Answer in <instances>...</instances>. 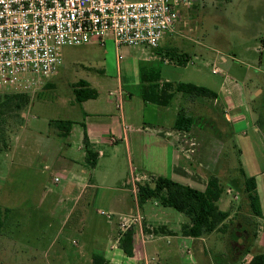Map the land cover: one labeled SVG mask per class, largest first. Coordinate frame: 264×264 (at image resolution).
Returning a JSON list of instances; mask_svg holds the SVG:
<instances>
[{"label": "crops", "instance_id": "obj_1", "mask_svg": "<svg viewBox=\"0 0 264 264\" xmlns=\"http://www.w3.org/2000/svg\"><path fill=\"white\" fill-rule=\"evenodd\" d=\"M261 2L257 6L256 17L264 23V0ZM197 3L194 6L198 5ZM187 9L182 10V13ZM253 49L264 53L262 45H257ZM206 51L204 52L206 54L201 53L200 56L209 58L213 62L227 60L226 55L214 48ZM153 70H159L160 82L171 81L169 78H162L159 68H153L152 72ZM87 81L100 93L97 98L79 103L81 120L71 118L76 124L71 129L70 135L77 137L75 143L71 142V154L63 155L62 149L66 148L63 145L62 149L60 147L56 149V153L47 152L46 155V158L54 157L57 170L66 173L62 190L52 193L48 191L52 202L46 212L51 220L44 229H38L39 236L44 234L47 236L54 227L52 244L48 248L50 250L55 247L53 249L55 251L51 255L48 254L50 256L48 264H81L82 261L85 264H92V254L97 251L102 252L110 261L119 264H245L254 254L264 253V192L261 191V187L264 191V169L260 167L253 141L245 137L244 133L245 136L236 134L232 127L245 123L246 126L254 127L256 133L261 132L250 107L249 95L252 91L243 87L239 101L238 99L235 101L231 93L216 91L218 96L212 101L222 104L221 108H224L223 114L217 116L212 108L203 105L201 101L204 98L191 100L181 93L175 95L169 106L145 103L140 96V86L136 81L135 87H137H133L132 91L128 89L130 84L119 82L117 90L122 89V105L119 108L111 96L102 97L101 87H98L94 81L91 79ZM259 92L262 91L259 90L255 94ZM255 94L251 95V99ZM178 97L182 98L180 102L177 101ZM180 109L185 110L194 119L189 131H180L174 127ZM146 110L149 111L148 116L145 115ZM205 117L212 118L216 122L220 117L224 137L218 135V132L217 135L209 133L210 129L200 126L201 121L199 122L198 119L204 120ZM80 122L85 125L91 148L98 154L94 166L86 161V152L83 148L85 129L79 124ZM75 125H80L81 128L78 130ZM237 135L241 138L239 142L235 138ZM228 139L234 140L235 148L240 152L241 167L248 176L256 179L263 212L262 217L254 218L261 226L258 237L250 253L240 261H236L237 249L234 247L233 252L227 241L228 233L213 231L201 237L184 236L181 230L183 224L188 222L186 216L183 218L174 215L165 209L170 207H164L156 200H149L140 205L136 189L138 181H145L151 176H164L198 190H205L211 174L222 177L224 168L220 166L219 161ZM73 144L77 145L78 153L74 151ZM68 145L67 142L66 146ZM118 165L122 166L121 172ZM229 189L231 192L228 191ZM101 201L107 203L108 212L115 213L106 222L115 225L111 237L102 235L109 233L106 229L102 230L106 224L101 226L86 222L88 206ZM149 202L163 208L158 210L148 206ZM218 205L222 210L230 211V218L249 211L246 194L229 186ZM132 211L140 213L147 231L142 230L141 234H138L139 225H134L136 229L134 254L127 256L119 245L117 224L120 215ZM70 217L74 219L66 226ZM69 231H78L84 238L76 243L79 244L78 247L72 249L75 260L72 257L70 259L66 254H60V250L65 247L61 245L63 244L61 236ZM26 252L29 253L28 249ZM34 255L35 252L32 251L24 258L29 256L31 259Z\"/></svg>", "mask_w": 264, "mask_h": 264}, {"label": "rangeland", "instance_id": "obj_2", "mask_svg": "<svg viewBox=\"0 0 264 264\" xmlns=\"http://www.w3.org/2000/svg\"><path fill=\"white\" fill-rule=\"evenodd\" d=\"M261 1L263 0H200L198 5L181 12L175 31L167 34L164 43L158 48L144 45L118 46L111 37L107 38L104 45L94 43L66 46L62 50L64 65L40 90L30 94L29 102L24 108L14 111L10 106L0 107V111H3L2 128L9 145L0 152V207L12 208L0 232V264H48V254L55 251V247L50 250L48 248L52 244L54 227L47 236H39L38 229H44L51 220L46 212L52 202L49 192L62 190L66 173L58 171L54 165V157L46 158V155L47 152L56 153V149H62L63 145L66 147L62 149L63 155L71 154V142L75 143L77 137L70 134L66 138L58 136L57 128L49 122L71 118L81 120V106L76 101L74 103L73 93V86L80 79L94 81L101 87L103 98L110 96V92H117L119 82L130 84L128 89L131 91L136 85L135 81L140 86L142 66L159 68L162 78H169L173 82H188L214 91L231 93L235 101H239L243 87L252 91L251 95L261 90L252 99L249 95L251 111L261 132L256 133L254 127L246 126L245 123L232 127L236 134L244 133L246 136H243L253 141L260 167L264 169V53L253 49L257 45L264 46V23L256 17L257 6ZM170 48H174L178 55L190 54L188 64L180 65L176 56H169L167 53ZM210 48L226 55L227 60L213 62L200 56ZM215 67L221 71L214 72ZM8 94L10 93L0 91V98L3 99ZM180 100L182 98L178 97L177 101ZM212 100L204 98L200 101L220 116L224 108H221L222 104L213 103ZM20 113L22 120L18 116ZM148 114L149 111L146 110L145 115ZM219 119L220 117L218 122L206 117L198 120L201 121L200 126L210 129L209 133L217 135L218 132V135L224 137L221 131L224 130L222 120ZM75 127L78 130L81 128L80 125ZM235 138L237 142L241 139L238 135ZM76 146L73 144L75 152ZM224 148L219 161L224 170L219 178L228 181L241 177L240 152L235 148L234 140L228 139ZM118 169L121 172L122 166L118 165ZM55 177L59 178L58 182ZM261 191L264 192L262 187ZM147 205L158 210L163 208L156 207L152 202ZM165 209L186 218L172 208ZM100 210L107 214H101ZM86 211V222L101 226L106 224L102 230L106 229L109 233L102 235L111 237L115 225L106 223L112 217L108 215L107 203L95 202ZM73 219L70 217L66 226ZM142 229L147 231L143 222ZM82 239L84 238L78 231L65 232L61 236V245L65 247L60 250V254H66L75 260L72 249L78 247L79 244L76 243ZM27 249L29 253L26 252ZM32 251L35 255L31 259L29 256L24 258ZM81 264H85L84 261Z\"/></svg>", "mask_w": 264, "mask_h": 264}, {"label": "built area", "instance_id": "obj_3", "mask_svg": "<svg viewBox=\"0 0 264 264\" xmlns=\"http://www.w3.org/2000/svg\"><path fill=\"white\" fill-rule=\"evenodd\" d=\"M198 1L11 0L16 15L0 17V91L36 93L64 65L62 50L66 46L104 45L111 37L118 46L158 48L167 34L175 31L182 10ZM213 71L219 72L217 67ZM110 96L120 108L122 89L110 92ZM100 213L107 214L103 210ZM135 224L141 234L139 212L120 215L119 239Z\"/></svg>", "mask_w": 264, "mask_h": 264}, {"label": "trees", "instance_id": "obj_4", "mask_svg": "<svg viewBox=\"0 0 264 264\" xmlns=\"http://www.w3.org/2000/svg\"><path fill=\"white\" fill-rule=\"evenodd\" d=\"M169 56H176L180 65H187L190 54L176 53L174 48H170L167 53ZM146 66L140 67V96L145 103H153L161 106H169L177 93L184 97L194 100L197 98H217L216 91L188 82H160L159 70H153ZM75 101L82 103L88 99L97 98L99 91L86 79H80L73 86ZM27 94H8L5 98H0V107L10 106L14 111H20L29 102ZM18 113V112H17ZM3 111H0V152L9 146L4 129L2 128ZM21 120L22 114L18 115ZM194 119L183 109H180L175 122V129L189 131L193 126ZM58 130V136L68 137L76 122L71 119H56L49 122ZM84 129V123H80ZM83 148L86 152V161L94 166L98 154L91 148L86 129L84 131ZM241 177H234L227 183L223 182L216 174L208 177L205 190H198L189 185L176 182L164 176H151L148 180L137 183V196L140 205L149 200H156L164 207H170L183 213L188 222L183 224L181 233L184 236L201 237L213 231L228 233V243L235 251L236 261H240L245 255L250 253L255 240L258 237L259 225L256 218L262 217V206L257 190L256 179L248 176L244 169H239ZM238 183L240 185H238ZM240 190L245 193L249 201L248 213H239L234 218H230V211L222 210L218 202L224 195L226 189ZM10 210L0 207V232L3 229L4 221ZM255 218V219H254ZM136 230L134 225L122 233L119 245L127 256L134 254V241ZM235 244V245H234ZM92 264H119L110 261L102 252L92 254ZM245 264H264V253H256L251 260Z\"/></svg>", "mask_w": 264, "mask_h": 264}, {"label": "clouds", "instance_id": "obj_5", "mask_svg": "<svg viewBox=\"0 0 264 264\" xmlns=\"http://www.w3.org/2000/svg\"><path fill=\"white\" fill-rule=\"evenodd\" d=\"M11 0H0V4H3V11H0V17L2 16H15L16 13L12 11L10 7ZM26 26V24L22 25Z\"/></svg>", "mask_w": 264, "mask_h": 264}]
</instances>
